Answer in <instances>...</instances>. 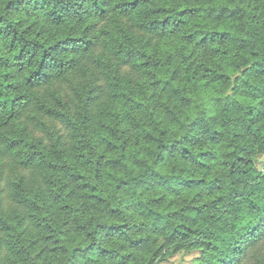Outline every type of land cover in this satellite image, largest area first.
<instances>
[{"label": "trees", "instance_id": "1", "mask_svg": "<svg viewBox=\"0 0 264 264\" xmlns=\"http://www.w3.org/2000/svg\"><path fill=\"white\" fill-rule=\"evenodd\" d=\"M171 3L0 0V231L35 236L46 264H161L179 251L264 264V0ZM164 97L171 142L137 152L156 139L135 138L139 121ZM144 155L175 175L123 178ZM99 193L151 199L108 206ZM138 209V224L119 222Z\"/></svg>", "mask_w": 264, "mask_h": 264}, {"label": "clouds", "instance_id": "2", "mask_svg": "<svg viewBox=\"0 0 264 264\" xmlns=\"http://www.w3.org/2000/svg\"><path fill=\"white\" fill-rule=\"evenodd\" d=\"M160 3H163V0H160ZM151 6H160L159 4L151 5ZM167 7H178V0L177 3H171L165 5ZM137 15H142V10L138 9L137 10ZM191 25H189V29H191ZM31 38V37H30ZM51 38V33L48 34L45 39H50ZM43 42V41H42ZM148 46V45H146ZM56 56V53H51V55L48 57V60L50 61L49 68H51L53 71L59 73L60 69L58 67V64L55 60H53V57ZM57 59H71V57H58ZM49 69L45 68L42 69V75L44 72H47ZM27 75V72L22 73L18 76L17 80L18 82H23L24 77ZM150 92H145V100L147 103L151 104L153 101H148L147 96L150 95ZM165 103H171L168 101L166 97H164L159 105V107L156 109L155 112H152L151 109H148L149 112H152L151 118L148 119L147 124H145L144 120H140L139 124L140 127L135 130L136 132V137L142 139L143 134L145 131L153 132V136L156 138L152 143L148 144L146 147L143 146H138L137 152H149L152 149L156 148L157 144H162V143H170V139H166L167 133L165 136H160L159 132L162 128L167 127V123L165 120L164 115L162 114V109ZM32 115H36L35 112L32 113ZM7 119V113L0 114V120ZM182 123V122H179ZM179 123L177 127H179ZM128 125H123L122 127H127ZM119 135V133H118ZM123 140V137H121V142ZM115 143V141H113ZM187 146V145H184ZM208 147H212L211 145H208ZM203 150V149H198ZM129 156H136L137 153L129 151L127 153ZM114 155H119V153H115ZM195 156L196 159H199L198 156H196V153L192 154ZM154 158V157H153ZM139 159L142 161L140 164L139 168L137 166H132L131 168H126L123 170L121 173L123 178L130 179L132 175H138L139 172L144 171L148 172L150 169L157 173H160V176L166 177V175H175V173H171L167 171V168H165L163 171L161 170L160 167L154 165L151 163V158L148 155H144L139 157ZM128 161H126L127 163ZM211 162V161H209ZM183 165V162H181ZM9 178H11V173L8 174ZM101 188L105 187L104 184L100 185ZM108 189L111 191L114 189V185L109 183L107 185ZM8 190L6 189L5 195H7ZM102 195L106 196V204L108 206L111 205V201L113 200H135V199H143L144 203L147 204V200L151 199V196H149L147 193H145L144 197H141L139 193H137L135 196H132L131 193H128L125 195L124 193H115L113 195H109L108 193H99ZM162 194V193H161ZM94 203V202H93ZM76 207H79V204L76 205ZM143 209H138V210H132L129 212H126L120 219L119 222L123 223L125 221L133 224H138L142 217L139 216V211H142ZM12 212V209L8 206L4 208V214L10 215ZM73 215L79 216V213L73 212ZM96 213H92L91 217H80V223L84 224V229L86 231H91V229L95 226L96 222ZM248 219L245 216H241L237 222V228L242 229L245 224L248 223ZM22 231V229L20 230ZM19 236V232H13L11 235L4 233L0 231V240H3L4 243L0 244V264H46V260L44 256H41L40 258L37 259L36 253L39 252L40 248L43 247L42 244H37L33 247H28V244L31 242V239H36L35 236L29 237L27 234H25L24 237H21L19 242L17 241V237ZM8 241H11L12 243H8ZM23 244L24 249H26L25 252L22 254H17V249L20 247V245ZM70 249L69 252L64 254V257L61 259H66L68 255H70ZM93 264H94V258H93Z\"/></svg>", "mask_w": 264, "mask_h": 264}, {"label": "rangeland", "instance_id": "3", "mask_svg": "<svg viewBox=\"0 0 264 264\" xmlns=\"http://www.w3.org/2000/svg\"><path fill=\"white\" fill-rule=\"evenodd\" d=\"M259 159L264 160V156L261 155ZM194 255L195 252L179 251L161 264H196L192 260Z\"/></svg>", "mask_w": 264, "mask_h": 264}]
</instances>
